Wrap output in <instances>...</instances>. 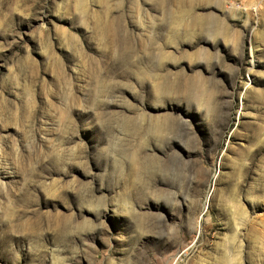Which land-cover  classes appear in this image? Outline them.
<instances>
[{
  "label": "rangeland",
  "instance_id": "rangeland-1",
  "mask_svg": "<svg viewBox=\"0 0 264 264\" xmlns=\"http://www.w3.org/2000/svg\"><path fill=\"white\" fill-rule=\"evenodd\" d=\"M0 264H264V0H0Z\"/></svg>",
  "mask_w": 264,
  "mask_h": 264
}]
</instances>
